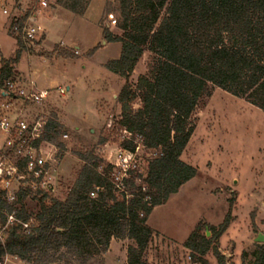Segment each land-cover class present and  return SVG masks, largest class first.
<instances>
[{"label":"trees","instance_id":"trees-1","mask_svg":"<svg viewBox=\"0 0 264 264\" xmlns=\"http://www.w3.org/2000/svg\"><path fill=\"white\" fill-rule=\"evenodd\" d=\"M87 1L59 0V5L83 15ZM118 6L122 35L105 30L104 36L120 43L122 52L107 69L126 80L119 97L118 125L128 136L123 149L152 152L147 174L120 170L124 177L116 183L115 167L85 151L67 197H40L37 214L25 206L27 193L13 205L0 195V221L15 212L22 223L9 228L5 248L0 242V260L8 254L25 264H92L118 239L133 243L127 264H148L144 254L156 235L149 218L198 176L182 161L195 132L196 110L217 88L264 112V0H118ZM18 45L15 58L1 59L0 91L14 79L25 49ZM146 53L148 71L133 86L129 81ZM49 128L47 140L55 143L61 126L54 120ZM232 209L231 202L214 241L228 230ZM211 243L196 232L185 247L206 255ZM215 254L218 264H226L218 250ZM253 259L264 264V245H255Z\"/></svg>","mask_w":264,"mask_h":264},{"label":"rangeland","instance_id":"rangeland-1","mask_svg":"<svg viewBox=\"0 0 264 264\" xmlns=\"http://www.w3.org/2000/svg\"><path fill=\"white\" fill-rule=\"evenodd\" d=\"M46 1L48 8L34 21L40 47L23 51L14 78L23 82L33 79L38 90L51 93L49 102L39 110L61 126V135L54 143L57 162L52 171L57 191L51 197H67L83 167L80 155L85 151L115 167L116 183L124 177L120 170L128 168L145 177L153 154L140 146L133 155L123 149L128 136L118 125L119 97L126 80L107 69L122 52L120 43H109L104 36L105 30L113 36L122 35L118 0H88L83 15L64 9L59 0ZM16 4L23 12L38 13V0H16ZM0 17L6 20L0 28L1 67V53L13 59L19 45L10 32L8 18L1 13ZM149 64L146 53L131 76V85L147 73ZM58 88L66 90L65 97ZM133 106L138 109L140 102ZM193 120L195 132L182 161L195 167L198 176L153 211L148 225L156 235L144 261L218 264V250L226 264H253L255 240L264 235V112L216 88ZM39 198L31 193L25 200L30 214L38 213ZM231 202V224L214 241ZM196 232L199 238L212 240L206 255L185 247ZM112 241L108 252L92 264H127V249L133 243Z\"/></svg>","mask_w":264,"mask_h":264},{"label":"built area","instance_id":"built-area-1","mask_svg":"<svg viewBox=\"0 0 264 264\" xmlns=\"http://www.w3.org/2000/svg\"><path fill=\"white\" fill-rule=\"evenodd\" d=\"M16 7V0H0V13L10 21V32L29 53L40 47V34L34 21L48 8V2L38 0V13L23 12ZM58 92L60 96H66L64 88H58ZM50 96L49 91L38 90L33 80L23 82L15 78L6 82L0 91V195L10 205L16 203L22 193L42 197L52 196L57 191L52 173L57 162V149L47 140L50 123L54 119L39 111L49 102ZM63 138L68 139V136ZM125 163L127 168L128 162ZM14 223H20L15 212L7 216L5 223L0 221L3 248L7 232ZM23 227L28 230L29 224H23ZM0 264L25 263L6 254Z\"/></svg>","mask_w":264,"mask_h":264},{"label":"crops","instance_id":"crops-1","mask_svg":"<svg viewBox=\"0 0 264 264\" xmlns=\"http://www.w3.org/2000/svg\"><path fill=\"white\" fill-rule=\"evenodd\" d=\"M5 24H6V20L0 17V28L5 27ZM0 48H1V45H0ZM1 56L4 58V56H3L2 53H1ZM4 59H6V58H4ZM7 59H11V58H7ZM30 80H33V79H30ZM33 81L35 82V80H33ZM35 83H36V82H35ZM68 89H69V88H68ZM112 242H113V241H111V244H112Z\"/></svg>","mask_w":264,"mask_h":264},{"label":"water","instance_id":"water-1","mask_svg":"<svg viewBox=\"0 0 264 264\" xmlns=\"http://www.w3.org/2000/svg\"><path fill=\"white\" fill-rule=\"evenodd\" d=\"M256 244H260V245H264V235L263 234H259L258 237L255 240Z\"/></svg>","mask_w":264,"mask_h":264}]
</instances>
